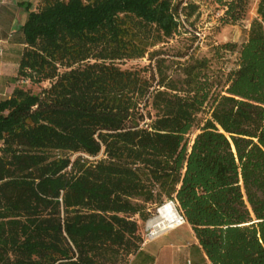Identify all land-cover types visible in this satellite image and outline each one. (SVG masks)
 Here are the masks:
<instances>
[{
	"label": "trees",
	"instance_id": "1",
	"mask_svg": "<svg viewBox=\"0 0 264 264\" xmlns=\"http://www.w3.org/2000/svg\"><path fill=\"white\" fill-rule=\"evenodd\" d=\"M247 1L216 0L220 21ZM24 9L11 80L40 90L0 99V264H125L138 219L165 201L210 264H264V0L245 38L209 56L185 27L192 0ZM181 30L184 51L153 49Z\"/></svg>",
	"mask_w": 264,
	"mask_h": 264
},
{
	"label": "rangeland",
	"instance_id": "2",
	"mask_svg": "<svg viewBox=\"0 0 264 264\" xmlns=\"http://www.w3.org/2000/svg\"><path fill=\"white\" fill-rule=\"evenodd\" d=\"M12 3L17 0H9ZM32 4V9L37 8L38 0H30ZM195 4L198 5L199 17L194 21V26H190L188 23H185V27L192 31L197 38L193 42L192 48L198 45L197 54L198 55H210L209 49L211 45L221 44L225 42H236L240 43L246 36L247 30L249 28L250 22L256 16V6L258 0H248L242 17L238 19L234 24H223L220 21V17L223 13L222 8L216 2V0H192ZM24 16V10L14 6L10 10L2 9L0 7V60H3L8 65L5 66L4 70H0V99L7 98L13 88L17 85L24 87V89H29L31 92H37L40 90L39 86H31L25 82H15L12 81L14 77V72L17 69V60L19 58L18 48L12 45V41L8 38L13 33V27H16L21 23ZM194 19V16L191 20ZM7 40L10 41L9 44H6ZM190 44L189 34L183 33L181 30L180 34L175 35L172 39L166 40L165 43L155 46L153 49L162 48L170 53H175L177 51H184L185 48ZM227 59L230 61L233 60L234 55L227 54ZM227 61V67L231 66V62ZM149 62L147 56L139 59L133 60H123L118 61V65L122 69H136L147 65ZM14 74V75H13ZM74 156V155H73ZM72 156V157H73ZM98 155L96 158H98ZM168 202V201H165ZM164 202V203H165ZM163 203V204H164ZM178 212L179 210L176 207V204L172 202ZM162 205V204H161ZM160 205V206H161ZM159 206V207H160ZM158 207H148V212H150L149 217L146 220L138 219V233L141 237V240L144 241L147 238V224L148 221L154 218L157 214Z\"/></svg>",
	"mask_w": 264,
	"mask_h": 264
},
{
	"label": "crops",
	"instance_id": "3",
	"mask_svg": "<svg viewBox=\"0 0 264 264\" xmlns=\"http://www.w3.org/2000/svg\"><path fill=\"white\" fill-rule=\"evenodd\" d=\"M25 3H31V1L17 0L12 3L9 0H0V6H4L6 10H10L14 6L24 10L22 21L13 27L11 30L13 34L10 35L9 40H12V37L19 39V34L16 32L27 16L24 9ZM9 40L6 44L10 43ZM12 45L16 46L18 51L23 47V44L18 40L12 41ZM6 65H8L6 62L0 60V70H4ZM125 264H210V261L200 247L191 227L185 222L180 226L168 228L155 237L142 242L137 252L130 255Z\"/></svg>",
	"mask_w": 264,
	"mask_h": 264
},
{
	"label": "bare ground",
	"instance_id": "4",
	"mask_svg": "<svg viewBox=\"0 0 264 264\" xmlns=\"http://www.w3.org/2000/svg\"><path fill=\"white\" fill-rule=\"evenodd\" d=\"M178 212L171 201L158 207L157 214L148 221V228L152 233H160L168 228L175 227L178 222Z\"/></svg>",
	"mask_w": 264,
	"mask_h": 264
},
{
	"label": "built area",
	"instance_id": "5",
	"mask_svg": "<svg viewBox=\"0 0 264 264\" xmlns=\"http://www.w3.org/2000/svg\"><path fill=\"white\" fill-rule=\"evenodd\" d=\"M87 158H89V159H93V157H87ZM185 223V219H184V217L181 215V214H179L178 215V222H177V225L176 226H180V225H182V224H184ZM175 226V227H176ZM147 230L149 231L148 233H147V238L145 239V240H147V239H151V238H153V237H155L156 235H158L159 233H152V230L150 229V228H148V226H147ZM161 233V232H160ZM144 240V241H145ZM144 241H142V242H144Z\"/></svg>",
	"mask_w": 264,
	"mask_h": 264
}]
</instances>
